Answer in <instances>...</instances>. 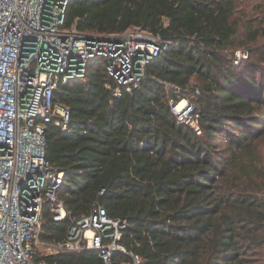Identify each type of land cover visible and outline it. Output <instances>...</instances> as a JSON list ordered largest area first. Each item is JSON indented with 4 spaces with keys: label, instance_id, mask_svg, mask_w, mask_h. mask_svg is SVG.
I'll use <instances>...</instances> for the list:
<instances>
[{
    "label": "trees",
    "instance_id": "obj_1",
    "mask_svg": "<svg viewBox=\"0 0 264 264\" xmlns=\"http://www.w3.org/2000/svg\"><path fill=\"white\" fill-rule=\"evenodd\" d=\"M239 1L69 0L63 29L140 28L167 47L132 91L102 57L55 90L70 121H45L46 157L64 172L67 217L45 206L35 261L106 264L97 249H54L97 202L127 220L120 242L140 264H264V41ZM183 98L200 132L174 112Z\"/></svg>",
    "mask_w": 264,
    "mask_h": 264
},
{
    "label": "built area",
    "instance_id": "obj_2",
    "mask_svg": "<svg viewBox=\"0 0 264 264\" xmlns=\"http://www.w3.org/2000/svg\"><path fill=\"white\" fill-rule=\"evenodd\" d=\"M68 3L0 0V264H44L35 257L45 206L56 221L67 217L59 198L64 172L46 157L45 121L54 119L63 128L70 121L69 109L54 101L55 90L83 78L89 61L102 57L108 72L132 91L147 63L167 47L160 36L140 28L110 34L63 29ZM121 91L117 87L114 94ZM172 108L180 121L200 132L187 99ZM184 109L188 116L182 115ZM126 224L96 202L54 249H97L106 264H140L139 255L120 242ZM115 253H128L131 262L112 261Z\"/></svg>",
    "mask_w": 264,
    "mask_h": 264
},
{
    "label": "rangeland",
    "instance_id": "obj_3",
    "mask_svg": "<svg viewBox=\"0 0 264 264\" xmlns=\"http://www.w3.org/2000/svg\"><path fill=\"white\" fill-rule=\"evenodd\" d=\"M239 2L240 3L238 6V10H239L238 14L239 16H244L246 19L243 23L245 24L250 21H253L257 26V28L262 32V35L260 36V40L263 42L264 41L263 39L264 38V0H240ZM257 28H255V30H257L258 33L260 34ZM235 55L239 59L248 58L250 56V52L249 51L245 52L244 49H238L235 52ZM184 105L185 103L183 104V106ZM184 110L185 112L182 115L188 116V114H185L186 109ZM260 143H261L260 148L264 155V136L261 138Z\"/></svg>",
    "mask_w": 264,
    "mask_h": 264
},
{
    "label": "bare ground",
    "instance_id": "obj_4",
    "mask_svg": "<svg viewBox=\"0 0 264 264\" xmlns=\"http://www.w3.org/2000/svg\"><path fill=\"white\" fill-rule=\"evenodd\" d=\"M183 104H184V101L180 103V108H182V107H183Z\"/></svg>",
    "mask_w": 264,
    "mask_h": 264
}]
</instances>
